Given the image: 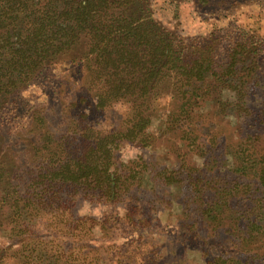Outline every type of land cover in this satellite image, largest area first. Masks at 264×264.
<instances>
[{"label": "rangeland", "instance_id": "1", "mask_svg": "<svg viewBox=\"0 0 264 264\" xmlns=\"http://www.w3.org/2000/svg\"><path fill=\"white\" fill-rule=\"evenodd\" d=\"M147 1L159 23L183 38L206 40L220 63L243 39L264 62V0ZM262 71L244 78V106L234 111L226 105L224 114L220 102H234L236 96L219 88L206 92L204 87L185 113L173 93L160 98L151 110L147 142H122L116 150V171L135 176L128 190L109 203L81 190L64 204L69 215L89 217L98 225L90 240L64 237L67 253L77 251L76 258L98 264H207L220 255L264 264V187L252 170H244L251 159H264V66ZM88 77L82 64L59 63L0 109V169L7 186L35 176L43 157L34 146L45 131L57 138L67 135L77 112L70 106L85 94ZM129 107L119 102L98 114L96 128L103 135L125 132L132 126ZM34 112L46 118L47 129L38 132ZM212 208H217L215 220L207 216ZM252 224L260 227L259 235H249ZM38 229L21 240L0 236L6 263L20 264L27 244L39 240L46 245L55 237ZM14 254L19 262L11 258Z\"/></svg>", "mask_w": 264, "mask_h": 264}, {"label": "trees", "instance_id": "2", "mask_svg": "<svg viewBox=\"0 0 264 264\" xmlns=\"http://www.w3.org/2000/svg\"><path fill=\"white\" fill-rule=\"evenodd\" d=\"M245 42L237 43L227 61L220 63L210 55L206 40L203 44L183 38L159 23L147 0H0V109L59 63L82 64L89 71L85 94L70 106L77 112L67 135L57 138L47 130L35 144L43 158L31 181L7 186L0 169L4 186L0 236L21 240L38 228L55 233L46 245L39 240L27 244L30 249L21 250L20 264H98L76 258L77 251L67 253L64 237L90 240L98 225L89 217L69 215L64 204L81 190L108 203L128 190L135 176L123 177L116 171V150L122 142H147L151 110L164 95L173 93L185 113L204 87L206 92L219 88L236 96L234 102H220L223 114L226 105H233L234 111L242 108L244 78L258 77L264 66L258 61L259 51H249ZM119 102L130 105L132 126L103 135L95 117ZM32 123L38 132L49 127L38 112L32 114ZM258 159L248 161L244 170H252L264 187V159ZM7 197L11 201L6 203ZM215 210L207 212L211 220ZM252 225L249 235H259L260 227ZM3 253L0 246V264H8ZM227 256H216L207 264H256ZM11 258L19 262L16 254Z\"/></svg>", "mask_w": 264, "mask_h": 264}]
</instances>
